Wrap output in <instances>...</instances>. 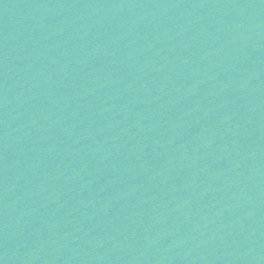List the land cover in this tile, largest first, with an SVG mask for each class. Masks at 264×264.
Instances as JSON below:
<instances>
[{
  "label": "water",
  "instance_id": "obj_1",
  "mask_svg": "<svg viewBox=\"0 0 264 264\" xmlns=\"http://www.w3.org/2000/svg\"><path fill=\"white\" fill-rule=\"evenodd\" d=\"M0 264H264V0H0Z\"/></svg>",
  "mask_w": 264,
  "mask_h": 264
}]
</instances>
